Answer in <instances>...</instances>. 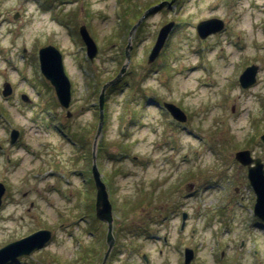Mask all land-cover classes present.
I'll list each match as a JSON object with an SVG mask.
<instances>
[{"label": "rangeland", "instance_id": "1", "mask_svg": "<svg viewBox=\"0 0 264 264\" xmlns=\"http://www.w3.org/2000/svg\"><path fill=\"white\" fill-rule=\"evenodd\" d=\"M170 1L0 0V246L40 227L52 231L15 264H101L106 224L95 218L90 174L98 97L127 61V24L139 19L122 83L104 91L95 152L114 218L106 264H182L185 246L194 250L189 264H264V220L235 157L248 150L264 165V0ZM211 17L224 27L200 38L196 24ZM81 25L97 45L92 61ZM47 44L61 51L71 80L68 108L40 74L37 49ZM252 64L256 80L242 87L238 77ZM6 80L13 90L5 97ZM165 101L186 120H174ZM12 127L21 132L13 146Z\"/></svg>", "mask_w": 264, "mask_h": 264}, {"label": "water", "instance_id": "2", "mask_svg": "<svg viewBox=\"0 0 264 264\" xmlns=\"http://www.w3.org/2000/svg\"><path fill=\"white\" fill-rule=\"evenodd\" d=\"M172 1L174 0H171L168 3L170 4ZM16 17L17 16L15 15V18ZM138 23H140V19L137 20V22L133 24V26L129 30L130 35L134 27H136ZM173 23H174L173 21H170L164 24L163 26H161V28L159 29L158 35L156 36V41L153 47H151L152 49L149 53V56L147 57L149 62H152L155 59V57L158 56V53L162 48L166 36L168 35V32L171 29ZM223 27H224V22L221 19L215 17L207 18L196 24V30L198 33L197 35L200 38H204L209 34L212 33L215 34L216 32L220 31ZM78 31L82 38V41L86 46L85 51H87V55L89 56L90 59H93V57L97 53V45L95 41L90 36L87 28L84 25H81ZM130 48H131V44H130V36H129L128 43L124 48L127 61L122 65L121 69H119V72L116 74L115 78L108 80L102 86V90L99 95V111H98L99 123H98L96 138L102 127L101 121H103L102 117H103L104 91L109 85H112L116 81H118V79H120L121 75L124 73L125 71L124 68H126V65L129 60L128 58L130 57ZM38 53H39V63H40L41 72L54 86L60 104L64 107H68L69 106L68 102H70V98H71V93H70L71 89H70L69 78L67 77L64 71L62 54L53 45H46L44 47H41ZM257 68L258 67L255 64L247 66L243 70V72L240 73L239 84H241L243 87H247L248 85H251V83H254ZM2 86H3L2 95L10 94L11 92L10 83L6 81L3 83ZM22 98L23 101L24 100L29 101L28 96L25 94H22ZM164 106L168 108L171 115L177 120L184 121L186 119L185 118L186 115L184 114V112L180 108H177L175 104L170 102H165ZM17 134L18 131L16 129H12L10 136L12 141L16 138ZM260 137L261 140H263L264 142V133H262ZM95 152H96V148L94 147L92 173L96 188L95 213L99 219L104 220L107 223L106 242L108 244V249L104 254L105 256L102 261V264H104L108 256L107 254L110 252L114 243V237L112 234L113 214H111L112 206L108 197L106 185L101 180L99 170L96 166ZM235 157L242 165L247 166L248 178L251 186L254 188V191L256 193L255 195L256 203L254 205L255 212L257 215H259L264 219V169L262 162L260 161V158H251L248 150L238 151ZM3 192H4V186L0 183V198ZM0 204H1V199H0ZM185 216L186 214L184 213L183 217ZM49 238H50V231L46 229H42V230H37L16 241L6 244L5 246L0 248V264L8 260H11L12 258L18 255L29 254L35 248L41 247ZM190 250L191 249L188 248L185 249L184 264H188L189 260H191L193 256L192 251Z\"/></svg>", "mask_w": 264, "mask_h": 264}, {"label": "flooded vegetation", "instance_id": "3", "mask_svg": "<svg viewBox=\"0 0 264 264\" xmlns=\"http://www.w3.org/2000/svg\"><path fill=\"white\" fill-rule=\"evenodd\" d=\"M61 2H64V1H66V0H60ZM19 12H16V13H14L13 14V18L14 19H17L18 17H19ZM15 15L17 16L16 18H15ZM22 50L24 51V52H26V48L25 47H22ZM27 53V52H26ZM29 58V57H28ZM7 81V80H6ZM5 81V82H6ZM9 82V81H8ZM10 83V82H9ZM10 87H11V92H12V90H13V86H12V84L10 83ZM11 92H10V94H11ZM21 94H22V92H20V98H22V96H21ZM8 96V95H7ZM21 139V132L18 134V136H17V138L15 139V141H14V143L13 144H10L9 143V145H11V146H13L14 144L15 145H17L18 144V142H19V140ZM9 142V141H8ZM1 143V142H0ZM2 150H6V148H4L3 147V145L1 144V149H0V151H2ZM7 160H9V156H7Z\"/></svg>", "mask_w": 264, "mask_h": 264}, {"label": "trees", "instance_id": "4", "mask_svg": "<svg viewBox=\"0 0 264 264\" xmlns=\"http://www.w3.org/2000/svg\"><path fill=\"white\" fill-rule=\"evenodd\" d=\"M125 14H126V11L122 12V15H123V16H125ZM126 22H128V21H125V22H124L125 25H126ZM127 25L130 26L131 24H129V22H128ZM127 25H126V27H127ZM121 83H122V81H121V82H118L119 85H121ZM118 84H117V85H113V86L110 87L109 89H111V88H112V89H116V88L119 86Z\"/></svg>", "mask_w": 264, "mask_h": 264}]
</instances>
